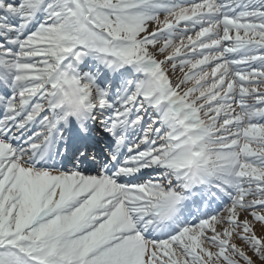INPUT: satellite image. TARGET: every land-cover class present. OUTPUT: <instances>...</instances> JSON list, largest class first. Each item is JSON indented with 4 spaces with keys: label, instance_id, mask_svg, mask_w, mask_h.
<instances>
[{
    "label": "snow or ice",
    "instance_id": "snow-or-ice-1",
    "mask_svg": "<svg viewBox=\"0 0 264 264\" xmlns=\"http://www.w3.org/2000/svg\"><path fill=\"white\" fill-rule=\"evenodd\" d=\"M0 264H264V0H0Z\"/></svg>",
    "mask_w": 264,
    "mask_h": 264
}]
</instances>
